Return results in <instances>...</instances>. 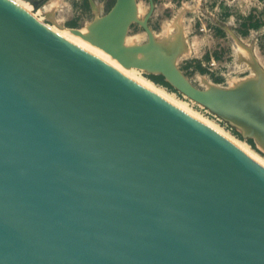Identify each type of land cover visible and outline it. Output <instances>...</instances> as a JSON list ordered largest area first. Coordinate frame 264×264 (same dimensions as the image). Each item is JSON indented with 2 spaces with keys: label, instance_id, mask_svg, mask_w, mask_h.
Masks as SVG:
<instances>
[{
  "label": "water",
  "instance_id": "obj_1",
  "mask_svg": "<svg viewBox=\"0 0 264 264\" xmlns=\"http://www.w3.org/2000/svg\"><path fill=\"white\" fill-rule=\"evenodd\" d=\"M147 17L115 0L70 34L221 117L251 81L194 89ZM131 22L145 45H123ZM0 264H264V167L0 0Z\"/></svg>",
  "mask_w": 264,
  "mask_h": 264
},
{
  "label": "rangeland",
  "instance_id": "obj_2",
  "mask_svg": "<svg viewBox=\"0 0 264 264\" xmlns=\"http://www.w3.org/2000/svg\"><path fill=\"white\" fill-rule=\"evenodd\" d=\"M13 1L27 7L44 27L54 28L70 38L73 37L71 29L84 28L77 21L81 15L89 13L90 3V0H68L71 7L67 6L66 10V6L44 9L47 0L36 7L25 0ZM114 2L103 3V9L86 26L106 15ZM152 3V12L147 17L149 0H135L136 18L140 21L147 17V26L155 42L173 53L177 51L174 67L191 87L201 91L210 88L227 90L251 81L248 94L246 89L241 92L242 96L248 97L249 101L264 102V0H152ZM147 41L141 25L131 22L124 45L142 46ZM127 70L135 79L159 90L199 120L214 126L264 165L263 132L254 125L229 111L219 113V117L176 90L162 74L131 67ZM256 81L259 82L257 88ZM249 93L253 97L256 95L255 98ZM215 108L218 110L219 107Z\"/></svg>",
  "mask_w": 264,
  "mask_h": 264
},
{
  "label": "bare ground",
  "instance_id": "obj_3",
  "mask_svg": "<svg viewBox=\"0 0 264 264\" xmlns=\"http://www.w3.org/2000/svg\"><path fill=\"white\" fill-rule=\"evenodd\" d=\"M13 3H15L17 6L21 7L22 9H24L26 12L29 13L28 9L26 7H24L22 4H20L19 2H15L13 0H9ZM33 16V15H32ZM34 17V16H33ZM39 22V21H38ZM133 23V22H132ZM47 28V27H46ZM49 29L51 32H53L54 34H56L58 37H60L61 39H66L68 42H70L72 45H74L75 47H77L78 49H80L81 51L95 57L96 59H98L99 61L105 63L106 65L110 66L111 68H113L114 70H116L117 72H119L120 74H122L123 76L127 77L128 79L132 80L133 82L137 83L138 85L142 86L143 88L147 89L148 91L152 92L153 94H155L156 96H158L159 98H161L162 100L168 102L169 104L175 106L176 108L182 110V111H187L185 110L182 106H179L177 103L173 102L171 99H169L167 96H165L164 94H162L161 92H159V90L157 91L155 88L151 87L150 85H148L147 83L140 81L138 79H135V77L133 76V74H131V72L127 69H130V67L125 66L120 64L119 62H117L115 59H113L111 56H109L107 53H104L102 50L90 45L89 43L82 41L80 38L73 36V37H68L66 35H63L62 33L58 32L56 29L54 28H47ZM88 26L82 28L79 30V33L82 35H86L88 33ZM153 34V33H152ZM155 41V40H154ZM157 45L164 47L163 45L159 44L158 42H155ZM123 45H124V40H123ZM127 47V46H126ZM130 47H134V46H130ZM183 53V52H182ZM140 57V56H139ZM119 65L125 67V68H121ZM174 65V64H173ZM134 69V67H131ZM137 69V68H136ZM177 70V69H176ZM164 77V76H163ZM244 84V83H243ZM241 84V85H243ZM240 85V86H241ZM247 89V88H246ZM245 91V90H244ZM247 91L249 92V90L247 89L245 92L247 93ZM243 92V91H242ZM248 94V93H247ZM251 94L249 93V96ZM256 96V95H255ZM255 96H250L251 98H255ZM250 99L248 97H244L242 96V94H240V96L237 98V100L235 101H231V102H225V103H217L215 105V107H219L218 110L220 112V114H225V112L229 111L230 113H233L234 115L238 116V117H242L243 119H245V121L247 122V124H252L255 126L256 129H259L260 133L263 132L262 138L264 139V102H260L258 100H254L251 102L249 101ZM188 112V111H187ZM190 112V111H189ZM191 117L197 119L198 121H200L201 123H203L204 125L208 126L209 128H211L212 130H214L215 132H217L218 134L222 135L223 137H225L226 139H228L229 141H231L232 143L236 144L238 147H240L242 150H244L246 153L249 154V152L243 148L241 145L237 144L236 142H234L232 139H230L229 137H227L226 135L222 134L221 132H219V130H217L214 126H212L211 124H206L205 122L199 120L196 116L191 114ZM250 129V128H249ZM259 137V135H258ZM256 162L260 163L257 159H255L251 154H249ZM261 164V163H260ZM263 167L264 165L261 164Z\"/></svg>",
  "mask_w": 264,
  "mask_h": 264
},
{
  "label": "crops",
  "instance_id": "obj_4",
  "mask_svg": "<svg viewBox=\"0 0 264 264\" xmlns=\"http://www.w3.org/2000/svg\"><path fill=\"white\" fill-rule=\"evenodd\" d=\"M43 1L44 0H25L24 2L33 4L32 6L36 7L38 4L42 3ZM105 2H107V0H95L94 2L90 0V3H88V12L89 13H87V15L84 14V15H81L79 17V21H77L78 25H80L81 27H85L86 25H88L95 18L94 16L103 9V3H105ZM65 6H66V8H65ZM67 6L71 7V5H69V3H68V0H47V4H45L44 9H48V8L62 9V8H65L67 10L68 9Z\"/></svg>",
  "mask_w": 264,
  "mask_h": 264
}]
</instances>
